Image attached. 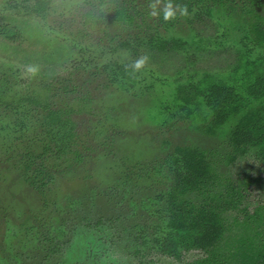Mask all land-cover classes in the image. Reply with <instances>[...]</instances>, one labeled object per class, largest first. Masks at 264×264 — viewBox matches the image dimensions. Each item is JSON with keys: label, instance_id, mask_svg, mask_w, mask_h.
Listing matches in <instances>:
<instances>
[{"label": "flooded vegetation", "instance_id": "1", "mask_svg": "<svg viewBox=\"0 0 264 264\" xmlns=\"http://www.w3.org/2000/svg\"><path fill=\"white\" fill-rule=\"evenodd\" d=\"M22 1L11 0L5 8L0 7V21H5L0 23V38L11 47L27 42L24 31L28 38L34 34L44 41L51 37V32L65 36L72 31L62 20L55 25L48 24L43 32L37 27V21L46 25L57 2L80 3L50 0L44 9L36 12L24 7L25 4L27 7L35 6V0ZM256 1L203 0L201 4L186 5L175 0H97L93 6H100V13L88 11L84 19L92 14L96 16L93 25L111 22L128 29L125 34L111 35L109 42L118 39L117 44L108 43L106 50L109 53L104 55L122 51L130 55L133 64L110 59L99 61L98 56L96 59L89 55L86 57L90 47L80 46L81 56L77 65L82 75L78 79L56 77L48 81L41 77L38 86L30 88L32 91L25 86L17 87L20 93L11 97L9 91L17 71L9 69L6 72L0 67V113L7 119L1 127L3 133L0 134L3 135L0 137L4 143L0 150L5 154L9 152L3 160L0 159V175L3 176L0 178V254L7 253L5 260L0 258V264H9L12 258L16 260V252L21 254L28 249L34 251H30L33 253L29 254L30 257L42 253V250L45 256H63L60 254L68 246L64 234L67 224L58 218L67 214L78 217L76 213L88 216L83 222L86 226L80 227L83 231L75 232L77 227L71 231L75 239L73 247L66 251L68 260L52 264H122V260L124 264H147L150 261L146 259L151 255L158 257V261L166 258L175 264H238L233 251L245 246L242 238L248 236L255 225L260 233H264V200L257 201L252 210L243 207L248 196L247 178L234 180L221 175L204 150L171 142L161 131L167 125L171 127L175 120L196 124L202 108L207 109L209 121L199 119V124L194 127L209 134L213 128H220L240 115L227 136L229 152L225 162L231 164L253 153L264 165V142L240 145L236 151L232 139L238 126H243L246 115H260L264 122V73L261 71L264 19L254 12ZM83 8L87 7H73L77 9L72 13L77 26L82 24L78 18ZM115 8L124 12V17L128 14L133 16L130 24L113 18ZM232 16L243 19L244 32L235 46L237 65L228 73L229 77L221 75L225 81H230L224 83L213 74H204L197 79L192 72L177 69L181 80L174 84V92L169 93L170 105L160 102L146 105L145 99L149 97L144 95L153 84L140 79L141 71L138 72L135 60L140 58L139 53L144 50L151 57L163 60L173 58V52L182 53L186 65H193L195 56L192 53L207 45H220L225 34L220 33L210 44L198 35L190 40L178 39L170 35V29L175 25L173 20L179 17L188 24H194L205 17L209 22L215 21L222 31L223 22L230 21ZM31 18L36 22L33 32L29 33L26 21ZM84 19L82 30L90 28ZM16 20L21 21L19 25L14 24ZM81 29H76L78 34L87 38L85 33H80ZM225 29L223 32H227ZM104 36L100 32L98 37ZM100 42L94 41L95 50H99ZM256 70L262 74H256ZM144 81L146 84L136 88ZM93 108L102 109L100 117L96 118ZM162 112L169 118H163ZM50 113L58 120L67 118L74 127L71 132H66L67 128L60 130V135H71L59 144L58 152L53 147L55 141L49 140L46 132L49 130L43 127ZM78 116H85L86 122L78 125L75 121ZM147 117L150 120L148 124L145 123ZM200 121L204 125H200ZM87 122L89 124L85 126ZM155 130L160 132L158 136L153 133ZM184 148L201 152L219 177L209 189L210 194L216 192L223 197L218 210L221 220L216 232L209 230L206 234L203 229L187 230L184 226L191 220H198L205 212L209 213L206 201L209 194L199 189L197 184H186L190 182L185 168L188 154L177 151ZM62 177L67 179V185H55V182L65 181L61 180ZM256 183L261 187L264 182ZM228 185L238 187L239 195L229 192ZM60 189L64 191L60 192ZM180 189L184 190L183 195L176 194L175 204H172L169 193ZM7 195L13 197L15 207L8 204V209L4 210L1 202L8 203ZM101 200L107 205L97 207ZM25 205L35 213L24 212ZM178 205L182 210L179 216L174 214ZM75 207L79 210L73 213ZM94 210H106V213L100 215ZM42 215H45V220H42ZM21 220L25 223L19 225ZM46 224H50V231L44 227ZM110 230L116 234L108 238ZM78 236H81V242L76 238ZM237 239L241 242L238 243ZM260 263H263L261 259Z\"/></svg>", "mask_w": 264, "mask_h": 264}, {"label": "rangeland", "instance_id": "2", "mask_svg": "<svg viewBox=\"0 0 264 264\" xmlns=\"http://www.w3.org/2000/svg\"><path fill=\"white\" fill-rule=\"evenodd\" d=\"M11 0H0V7H6L5 4H8ZM76 3H80L79 5L71 4L70 2L62 3L57 2L53 5L54 12L52 13L51 17L49 18L48 23L46 25L43 22L37 21L39 25L37 27L43 32L47 30L48 24L49 25H55L59 22H67L69 33L65 36L56 35L55 33L51 32V37L47 40H42L43 38H37L34 36V34L29 35V38L27 37L26 32L24 31V38L27 39V42L25 43H18V45H15L11 47V45L8 42H5L2 38H0V67L3 68L6 72L9 69H14L17 71V74L15 78L13 79V85H11V89L9 91L10 97L13 95H18L21 90L17 87H23L25 86L27 89L34 88L38 86L39 80L47 79L50 81V78H65L67 80H73L78 79L82 73L80 67L77 65L80 60L81 52H80V46H89L90 47V53H85V56L88 57L92 56L94 59L98 56V60H115L118 62H130L132 63L133 60L131 59L130 55L126 54L125 52L119 51V53L115 55H104L105 52H108L106 50V47L110 44H117L118 39H115V42H109V38L111 35H115L117 33H127L128 29L122 28L121 24H114L111 22L101 24L99 25H93L96 20V16H93L92 14L87 15L86 19L84 17L86 16L87 12L89 11L91 13L100 11V6H93V4H97V0H73ZM72 2V1H71ZM254 12L258 15H261L264 19V0H258L254 3ZM74 6L79 7L80 9L84 6L87 8H83V11L81 12V15L79 16L78 20H80V23L83 24V19L86 24L90 26V28H83L81 29V25H76L75 18H73L74 15H72L73 12H76L77 9H73ZM103 7H107L106 5H103ZM93 8V10H92ZM7 9V8H6ZM100 13V12H99ZM102 13V12H101ZM7 15L8 12L6 13ZM76 16V15H75ZM11 17V16H8ZM81 18V19H80ZM71 20V24L69 23ZM216 20V19H214ZM20 20H16L14 24L19 25ZM173 21H175V25L173 28L170 29L171 36H174L178 39L182 40H190L192 37L200 36L201 40H208V44L213 42L214 38L217 37L220 33H224V39L221 40L220 45H207V47H201L197 50V52L192 53V55L195 56L194 63L186 65V62L183 59L182 53H175L173 52L172 55L173 58L170 57L167 59H157L153 58L150 55H148V52L144 53V50L139 53L140 58H136V64L138 66V72L140 74V79L145 80L148 83L152 85V89L150 88L147 92H145L149 99L147 100V104L149 102L153 103H162L170 105L169 101L171 102V96L169 93L175 88L174 84L180 82L181 79L178 78L177 69L179 71H188L192 72L193 77L195 76L197 79L201 78L204 74H213L215 76L220 77L219 80H221L224 83H228L230 80L223 79L221 75H224L226 77H229V72L237 65V59H236V49L235 46L237 44V41L239 39V36L241 37L242 33L244 32L242 30V27L244 22L243 19L240 16H232V19L230 21H224L223 26L224 28L221 31V27L216 25L215 21H208L207 18H202L201 21H196L194 24H188V22H185L181 19L176 18ZM21 22V21H20ZM35 19H30L26 21V27L30 32H33L34 26H35ZM0 23L4 24L5 21L2 20ZM10 23V22H9ZM45 25V27L43 26ZM80 28L82 31L80 33H85L87 35V38L80 37L76 29ZM102 28V31H99V29ZM226 28V29H225ZM226 30L227 32H223V30ZM32 30V31H31ZM47 32V31H46ZM101 34H104L105 36L98 37ZM89 35V36H88ZM61 38V39H60ZM65 39V40H64ZM100 40V47L99 50L94 49V41ZM120 39V38H119ZM190 49V47H189ZM98 51V52H97ZM189 51V50H188ZM190 52V51H189ZM109 53V52H108ZM48 54V55H47ZM149 56V57H148ZM154 60V61H153ZM98 62V61H97ZM133 64V63H132ZM188 66L186 69L183 67ZM74 68V69H73ZM183 68V69H181ZM79 70V71H77ZM260 70H256V74H262L259 72ZM261 71L264 73V62L261 68ZM151 72V74H150ZM185 72H182L183 74ZM194 73V74H193ZM40 74V77L38 78V75ZM249 75H247L248 77ZM34 78V80H33ZM142 82V84H139L136 86V88H141L146 82ZM161 82V83H159ZM246 84V83H245ZM243 84L244 86H247ZM25 88V89H26ZM32 91V89H30ZM176 93V91H175ZM128 96V95H127ZM125 98V97H124ZM144 103V102H143ZM150 108V106H148ZM95 109V114L97 115L96 118L100 117L103 111L99 108H93ZM171 113V112H170ZM162 115H164L163 118L167 117V114L162 112ZM211 116V115H209ZM237 117L234 119L226 122L222 127L220 128H213L214 131L209 134L207 132L202 131L199 128H196L197 124H199V119H204L205 121H209L208 117V111L206 108H202V111L199 112V114L196 117V124H192L191 122H183L175 120L171 127L167 125L166 128H163L161 133L163 132L165 137L172 142H177L181 145H190V146H196L202 150H204L209 158L212 160V162L216 165L217 171L228 178H232L234 180H237L240 177L247 178L248 182V196L246 197L247 200L243 202V207L248 208L249 210H252L257 204V201L263 202L264 200V183L261 185V187H258L256 182H264V165L261 164L258 159L254 157L253 153H248L247 155L240 157L237 161L231 164H227L225 162V158L229 152V148L227 146V136L229 134V131L236 123ZM169 118V116L167 117ZM75 121L78 125H81L86 122L85 116H78L75 117ZM7 122L6 117H2V114L0 113V132L1 127L4 126ZM150 120L147 117L145 120V123H149ZM203 122V121H202ZM200 121V125H204ZM206 122V123H207ZM89 122L84 124L87 126ZM198 127V126H197ZM203 128V127H202ZM165 131V132H164ZM3 133V132H2ZM158 136L160 132L155 130L153 132ZM3 135V134H2ZM0 134V136H2ZM176 135V136H175ZM175 136V138H174ZM160 138V137H159ZM154 139V138H153ZM152 139V140H153ZM157 139V137H156ZM4 143L3 139L0 137V145ZM5 149V148H4ZM9 154V152L7 153ZM7 154H5L4 150H0V159H4ZM1 160V161H2ZM4 161H2L3 163ZM6 165V161H5ZM1 169V168H0ZM4 169V168H3ZM11 172V171H10ZM10 172H6L7 174H10ZM1 174V173H0ZM0 178H3L2 175H0ZM61 180H65L63 182H55L56 183H62L63 185H67V179L62 177ZM54 185V186H55ZM2 186V183L0 182V187ZM65 187V186H64ZM7 191V188H6ZM56 192V190L54 189ZM64 190L60 189V192H63ZM260 192V193H258ZM29 194V193H28ZM6 199L8 201H2V209L7 210L8 204H11L15 207L13 200V197L10 195L6 196ZM23 199V198H22ZM21 201L24 202V199ZM104 204V200H101L96 204L98 205ZM23 211L28 212L30 214L31 212L35 213L34 209H28L27 205L23 207ZM17 210V209H16ZM78 207H75V209H72L73 213H76L78 211ZM15 211V210H14ZM13 211V213H14ZM96 214L105 215L106 210H94ZM41 215V214H40ZM14 216V214H12ZM16 216V215H15ZM76 216L74 215L69 216L68 214L61 215V217L58 218V220L61 223H66L67 227L64 229L65 234V241L67 240L68 246L66 247V250L57 258L52 256H45V252L42 250V253L38 252L35 254V256L30 257V253L34 252L32 249H28L26 252H16L17 257L16 260H13L12 262H9V264H52L55 262H64L67 259L66 251L71 249L74 245V235L71 231H74V228H76L75 232L83 231L80 227L86 226L83 222L86 220V217H88L86 214L83 213L81 215L80 213H76ZM8 218V217H7ZM6 218V220H7ZM42 220H45V215H42ZM21 223H25L23 220L19 222V225ZM60 223V224H61ZM46 229L50 231V224H46L44 226ZM43 233L44 230H41ZM96 234V233H95ZM116 232L114 230H110L108 233V238H111V236L115 235ZM53 237L56 236V234L52 235ZM81 242V236L76 237ZM72 242L71 244H69ZM122 243L123 247V242ZM113 246V245H110ZM65 248V246L63 247ZM32 251V252H30ZM29 252V253H27ZM7 253L0 254V258L5 260ZM33 255V253H32ZM25 256V257H24ZM46 257V259H44ZM28 259L30 261H25L24 259ZM150 258H153V261L150 260ZM124 259H126L124 257ZM146 261H150V263L147 262V264H175L171 260H168L166 258H161L158 261V257H155L154 255L148 256ZM125 261L122 260V264H124Z\"/></svg>", "mask_w": 264, "mask_h": 264}, {"label": "trees", "instance_id": "3", "mask_svg": "<svg viewBox=\"0 0 264 264\" xmlns=\"http://www.w3.org/2000/svg\"><path fill=\"white\" fill-rule=\"evenodd\" d=\"M175 1L182 2L186 5H191L193 3H203V0ZM22 2L28 3L29 0H23ZM49 2L50 0H35V6L32 5V7H27V4H25L24 7L25 9H31L32 11L34 10L38 12L44 9V7H46ZM135 12L139 13L137 11ZM132 17L129 14L127 15V17H124V12H121V10L117 8H115V10L113 11V18L122 19L124 23L130 24ZM1 32L2 31H0V33ZM136 40L138 41V39ZM234 111H236V109H234ZM262 119L263 117L260 115L258 116L257 114L254 115V117L251 115H246L243 118V126H238V128L234 132V137H232L236 151H238L240 145L253 143L255 145H258L259 141L264 142V122ZM43 127L49 130L46 131L47 135L49 137V140L53 139L55 141V145L53 147L57 152L59 151V144L63 141H67L69 139V136L71 135L67 133H63L60 135V130L67 128V130L69 131L66 130V132H71L74 128L70 120H68L67 118L65 120H58L52 113H50L49 117L45 119ZM177 151L180 152V154H188V156L186 155L185 157V168L186 170H188V179L190 182H186V184H197L199 189H204L209 194L207 195L208 198L206 197V201L209 204V213L205 212L200 216L198 220H191L184 226L187 227V230L203 229L204 231H207L206 234L209 232V230L216 232L215 230L218 229L221 220L218 210L220 203L223 201V197L216 192L210 194L209 189L212 187L211 184L219 180V177L214 173L213 169L204 159V156L201 152L191 151L187 148L177 149ZM241 153H244V151H242ZM232 158L235 159L236 155ZM227 187L229 192L231 191L232 194L239 195V191L237 190L238 187L233 185H228ZM183 193V189L171 191L168 195V197L171 199V203L175 204L177 196L183 195ZM176 194L178 195L176 196ZM179 206L180 205H178L177 207L175 206L174 208V210L177 211V213L174 214L177 216L181 215L182 213L181 208H178ZM242 240H245V246H241L233 251V255L236 260H238V264H258L259 259H261L263 262L260 264H264V233H260L257 229V226L255 225L254 228H252V230L249 232V235L245 238H242ZM236 241L238 243L241 242L240 239H237Z\"/></svg>", "mask_w": 264, "mask_h": 264}]
</instances>
